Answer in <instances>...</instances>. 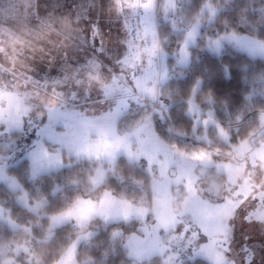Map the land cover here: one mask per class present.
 Here are the masks:
<instances>
[{
	"label": "rangeland",
	"instance_id": "1",
	"mask_svg": "<svg viewBox=\"0 0 264 264\" xmlns=\"http://www.w3.org/2000/svg\"><path fill=\"white\" fill-rule=\"evenodd\" d=\"M196 1L0 0V186L37 214L47 203H32L15 173L95 168L87 196L40 214L47 232L74 229L56 264H87L77 246L99 231L124 253L111 264H264V127L235 147L196 103L199 82L188 115L200 143L157 130L155 105L193 54L231 49L264 62V41L212 26L223 0ZM8 206L0 221L29 237L0 244V264H40Z\"/></svg>",
	"mask_w": 264,
	"mask_h": 264
},
{
	"label": "trees",
	"instance_id": "2",
	"mask_svg": "<svg viewBox=\"0 0 264 264\" xmlns=\"http://www.w3.org/2000/svg\"><path fill=\"white\" fill-rule=\"evenodd\" d=\"M203 2L204 0H197L196 6L200 5L201 8ZM219 7V13L212 24L218 33L234 32L264 41V0H223ZM200 57L198 60L192 55L190 67L185 73L187 75L170 82L159 103L155 105L157 115L161 118L157 130L160 127L164 131H168V128L169 133L173 130L174 138L182 136L183 143L187 142V145L195 146L200 143L197 138L199 133L194 130V119L188 115V111L195 86L201 82V89L195 95L196 103L213 110L214 121L219 127L227 128L230 141L235 147L242 141L249 142L254 137L251 133L258 131L260 125L264 127V62L252 60L231 49L219 54L201 53ZM158 132L163 134L159 130ZM215 142V146L227 147L223 141L216 139ZM201 145L206 148L205 144ZM125 167L128 168L127 165ZM15 175L23 184L31 202L38 194L47 205L37 214L30 213L17 204L16 198L22 192L13 193L5 185L0 186V205L5 209L6 202L9 201L10 206L6 207V213L29 228L35 242V250L32 252L38 257L40 264H56L57 259L63 255V246L74 244V229L71 225H64L47 232V221L40 219V214H65L79 196H87L91 180L95 176V168L83 161L58 173L38 176L35 179L22 173ZM25 215L30 216L28 221L23 220ZM106 233L99 231L89 244L78 245V261H88L87 264H111L124 259V253L114 252L118 247L111 239L105 238ZM21 234L26 236V232H15L6 222L0 221V244L17 240ZM26 237H29L28 234ZM23 264L28 263L24 261ZM194 264L209 263L196 260Z\"/></svg>",
	"mask_w": 264,
	"mask_h": 264
},
{
	"label": "snow or ice",
	"instance_id": "3",
	"mask_svg": "<svg viewBox=\"0 0 264 264\" xmlns=\"http://www.w3.org/2000/svg\"><path fill=\"white\" fill-rule=\"evenodd\" d=\"M102 143H103V141H102ZM190 190H192V189L190 188ZM238 211H239V210H238ZM228 227L232 229V221H229V223H228Z\"/></svg>",
	"mask_w": 264,
	"mask_h": 264
}]
</instances>
